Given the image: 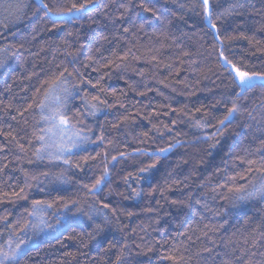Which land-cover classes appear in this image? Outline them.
I'll return each mask as SVG.
<instances>
[{
    "label": "trees",
    "instance_id": "obj_1",
    "mask_svg": "<svg viewBox=\"0 0 264 264\" xmlns=\"http://www.w3.org/2000/svg\"><path fill=\"white\" fill-rule=\"evenodd\" d=\"M10 2L15 4L16 0ZM23 2L30 7L19 20L0 9V47L8 46L13 53L0 68V127L12 130L27 149L20 152L13 141L0 152V158L7 157V161L0 162L8 163L0 180L23 186L21 169L38 177L31 181L27 201L0 204V216L8 217L7 221L0 220V233L5 237V228L15 238L32 237L31 245L18 257L19 264H114L124 244L128 246L126 264H173L164 259L169 255L183 256L181 264H223L224 260L246 264L250 259L252 264H264V200L258 196L239 199L264 182V173L257 170L258 164L249 171L243 161L236 159L244 156V149L252 154L247 158H260L254 150L264 141V89L258 87L239 101L255 120L245 113L223 136L209 141L197 139L205 134L211 136L216 128H196L194 121L204 117V111L196 109L204 105L207 118L215 125L226 114L224 104L217 101L231 97L229 82L219 66V44L198 15V0H144L149 7L169 16L172 23L166 27L140 7V0H131V5L129 0H103L99 10H90L55 29L50 21L40 20L43 12L34 8V0ZM45 2L70 7L83 0ZM231 2L217 0L216 11ZM104 4L108 7L104 8ZM194 4L197 6L193 10ZM125 7L128 13L121 22ZM217 23L222 25L221 39L243 32L264 42V31L258 30L264 25V3L247 0L238 15ZM139 24L144 28L134 26ZM124 27L130 31L124 33ZM101 35L108 40L101 41ZM225 47L229 58L264 72V51L260 50L264 43L234 40L226 41ZM96 48L100 51L95 52ZM89 49L95 56L92 62L87 61ZM129 49L126 60L116 61L120 67H101L107 62L105 58L112 59L113 50L123 56ZM64 68L68 72L79 69L82 74L81 78H69L80 91L69 99L66 114L75 128H91L94 141L85 147L87 151L75 150L67 165L36 159L34 153L40 142L33 132L46 124L39 120L38 109L23 115L16 111L30 103L34 95L42 99L41 82ZM87 80L92 84L99 80L103 92L100 86L88 85ZM38 88L41 91L37 94ZM113 90L115 96L110 95ZM85 94L89 98L99 95L106 101L94 116L84 111L80 97ZM7 104L13 107L5 110ZM125 116L127 120L122 119ZM101 132L102 142L97 140ZM216 140L219 143L211 147ZM0 143L8 141L0 136ZM169 144L175 147L159 158L135 152L140 149L152 153ZM120 153L126 155L121 158ZM113 156L117 160L113 161ZM84 157L92 158L85 161ZM77 163L80 168L75 166ZM153 164L149 184L141 179L140 169ZM105 167L109 169L110 183L100 191L85 189L83 185L90 189ZM45 172L49 173L47 177L42 175ZM59 175L67 183L55 180ZM133 190L141 195L133 196ZM58 197L79 200L84 212L100 210L110 223L97 233L92 220L71 205L62 207ZM33 199L56 201L46 209L45 217L53 228L38 232L29 226L21 232L31 219L25 210H31ZM105 204L109 207L105 208ZM94 219L101 223L103 217ZM109 241L116 246L110 247Z\"/></svg>",
    "mask_w": 264,
    "mask_h": 264
},
{
    "label": "snow or ice",
    "instance_id": "obj_2",
    "mask_svg": "<svg viewBox=\"0 0 264 264\" xmlns=\"http://www.w3.org/2000/svg\"><path fill=\"white\" fill-rule=\"evenodd\" d=\"M103 0H83L81 3L73 2L70 7H66L62 4L52 3L51 6L45 0H34V8L36 10H40L43 12V15L40 17L41 21L48 22L50 21L52 24V28L55 29L59 26L60 23H67L73 18L79 19L84 15H87L90 10H99L101 8V4ZM247 0H232V2L228 5L227 8L222 9L221 11H216L217 0H198V5L201 8V12L198 15L202 16L203 22L207 29L211 31L213 37L215 38L216 42L219 44V48L217 51V57L219 61V66L223 70V75H225L226 79L229 82V88L231 89V97L229 100H218L217 103H223L226 114L223 115L222 118L216 121L215 125L211 124V121L207 118L209 113L207 112L204 105H201L200 108H197V112L204 111V117L200 120L194 121V126L198 129H206L210 126H214L216 131H214L211 136L205 134L203 137H198V140H213L218 136H223L225 130L234 123V121L243 116L245 113L253 120L255 117L252 115V112L248 111L239 101L243 99H247L248 95L252 93L256 88L264 89V72H257L251 70L246 63L242 60L237 61L234 58H229V55H226V41H234V40H247L250 44L255 43L256 45H260L264 43L260 40L255 39V35L248 36L243 32H240L238 35H226L224 39H221V27L222 25L218 26V21H222L226 17H232L238 15L240 10L246 7ZM264 3V0H262ZM129 4L131 5V0H129ZM197 5H193V10ZM30 7L29 4L23 2V0H16V3L13 4L10 0H0V9H3L4 12L8 14H14L16 20L21 19L25 15V9ZM108 5L104 4V8H107ZM140 7L143 8L144 11L151 13L153 17H157L162 24V27H166L172 20L169 16L162 15L158 9L153 7H149L144 0H140ZM181 9L185 8V5H180ZM128 8H124V12L121 13L120 20L123 22L124 16L127 15ZM107 15V13H105ZM172 15H175L173 13ZM115 19V18H113ZM183 19V16L180 17ZM147 23V21H145ZM139 29L144 28V24L134 25ZM259 31H264V25H261L258 29ZM130 29L128 27L123 28V32L127 33ZM101 41H107L108 37L101 35L99 38ZM123 39V37H120ZM67 43V41H66ZM22 47V45H21ZM264 51V48L260 49ZM95 52H99L100 49L96 48ZM90 54L87 57L88 62H92L95 60V56L91 54L93 52L92 49H89ZM131 49L126 51L123 56L117 55L115 50L112 52V59H107V62L102 64V68H108L109 66L113 67H120V64L116 63L117 60L123 62L127 59L128 55L130 54ZM13 53L9 50L8 46L0 47V68H3L5 63L11 58ZM71 55V53H70ZM182 55L188 56L189 53L183 52ZM134 59H139V57H133ZM153 60L156 59L155 56L152 57ZM98 63V61H97ZM99 71V69H97ZM76 76L77 78H81L82 74L79 72V69H74L73 72H68L67 68H64L62 71H59L58 74L54 73L52 77L49 79L41 82V88L44 89V96L42 99H36V96H33V99L30 103L26 106L21 108H17L16 111L19 115H23L24 112H27L30 109H38L39 110V120L45 122L47 125L50 121L55 120L56 125L60 127L63 131H68L69 129H74L72 131V135L69 137L68 143L66 145L58 146V151L53 153L49 151L50 145L46 140V134L50 133L52 129L50 127L45 128H36L33 132L34 138L40 142V147L36 149L34 155L37 160H44L47 159L50 162L55 161H62L63 164H69L70 158L74 155L73 150L79 151H87L86 148L83 146L88 143H94L91 140L92 130L91 128H87L86 130L75 129L74 125L71 123V120L67 116L68 111V103L70 98H75L79 95V88L77 85H72L69 82V78ZM81 83H85L83 79H80ZM86 83L93 88L100 86V91L103 92V87L100 85V81L98 80L96 84H92L91 80H87ZM41 88L36 90L38 94L41 91ZM55 88L59 89V92L53 97L52 92ZM134 90V89H133ZM110 95L115 96L116 92L113 90ZM140 95H145V93H140ZM54 99L56 101V107L53 108L49 104V101ZM80 99L83 102L84 111L91 116H94L97 111H99L100 104H106V101L100 100L99 95L96 96H89L85 94L81 96ZM230 103V107L228 104ZM12 104L5 105V110L12 108ZM109 107H111L109 105ZM123 107V105H121ZM79 114V113H78ZM15 119V117H13ZM123 120H127L128 117L125 116L122 118ZM39 123V121L37 122ZM259 123V122H258ZM102 127V126H101ZM250 127V126H249ZM10 128V126H9ZM39 133V134H37ZM145 135H147L145 133ZM0 136H3L8 143H0V152L7 150L8 144L12 143L13 141L16 142V146L20 152H26L23 144H20L16 140V136L13 134L12 130L5 131L3 127H0ZM97 140L101 142L104 140L103 133L97 136ZM31 143V141H29ZM110 143V142H109ZM219 143V140H216V143L212 144L211 147L215 148L216 144ZM175 147L173 144H169L167 148H161L157 151L152 153H148L146 151L136 149L135 152L141 155H152L159 158V156L170 152L172 148ZM254 154L258 155L260 158L259 160L256 159H249L250 154L247 149H244V156H236L237 160L243 161L247 166L248 170H252L253 165H259L257 168L258 171L264 173V141H261L260 145L254 150ZM121 158H123L126 154L120 153ZM131 155V153L127 154ZM18 158V157H17ZM92 157H84V160L87 161ZM3 161H7V157L0 158ZM112 160H117L116 156L112 157ZM31 163V161H29ZM77 168H80V164L77 163L75 165ZM8 167L7 162H0V174L4 172V170ZM155 167V165H149L148 167H143L140 169L141 179H143L146 183L151 184L152 177L149 175V171L151 168ZM24 173V184L20 186L18 184H8L6 181L0 180V204L9 202V203H17L19 201H27L28 200V189L32 188L31 181H37L38 177L30 175L24 169H21ZM44 176H48L49 173L45 172L42 173ZM234 179V178H233ZM55 180L60 181L62 183H67V180L64 178L63 175L55 176ZM127 178L125 179V183H127ZM107 183H110V173L107 167L104 168L103 174L100 175L95 179V182L89 186L84 184L83 187L89 191H100L102 190L103 186ZM43 191V189H41ZM229 191H232L229 188ZM236 191H241V189H236ZM133 196H140L141 192H137L133 190ZM258 196L260 199L264 200V182H261L258 186H254L251 192H247L239 197V199L244 200L251 197ZM59 201L62 204V207L69 208L71 205L73 208L76 209L77 212L83 213L89 220H92L94 223V228L97 233L104 231V228L108 226L110 223L109 218L106 214L101 212L98 209H92L89 212H84L83 207L79 200H71L65 201L63 197H58ZM56 201L49 202L48 200H40V199H33L31 201V210H25L28 216L31 218L29 221L25 222L24 227L21 229V232L24 229L31 226L34 230L38 232H43L45 229L53 228V225L47 223L46 217V209L51 208ZM173 203H176L175 201ZM183 203V202H181ZM197 204L200 203L199 200L196 201ZM105 208L109 207L107 204L104 205ZM113 212L116 209H112ZM102 216L103 219L101 223H95L94 217ZM7 215L0 216V220L7 221ZM18 223V222H17ZM59 223V221H57ZM207 227V225L205 226ZM9 250L5 251L2 247H0V264H19L18 257L21 255L22 252V245L27 243L26 240L20 239L18 243L15 244V247H12V240H9ZM110 247H115V244H112L111 241L108 242ZM247 243V241H245ZM253 245L257 242L254 240ZM127 244L121 245L119 254L116 256V260L114 264H126L125 258V248H127ZM210 251V250H207ZM254 255V254H253ZM264 255V254H262ZM164 259L170 260L173 264H181L183 261V256H176V255H169ZM223 264H231V261L224 260ZM246 264H252L251 259L246 262Z\"/></svg>",
    "mask_w": 264,
    "mask_h": 264
},
{
    "label": "rangeland",
    "instance_id": "obj_3",
    "mask_svg": "<svg viewBox=\"0 0 264 264\" xmlns=\"http://www.w3.org/2000/svg\"><path fill=\"white\" fill-rule=\"evenodd\" d=\"M59 92L58 88H55L52 92L53 97ZM49 104L51 105V107L55 108L56 105V101L54 99L49 101ZM46 127H50L52 129V131L50 133L46 134V140L48 142V144L50 145L49 147V151L56 153L58 151V146L60 145H66L68 143L69 137L72 135V131L74 129H69L68 131H63L60 127H58L56 125V121H50ZM77 129V128H75ZM91 143H88L86 145H84L83 147H87L88 145H90ZM75 151V150H73ZM5 232H6V236L4 237V235L2 233H0V247H2L5 251L9 250V240H12V247H15V244L18 243L20 240V238H15L11 233H9V231L7 232V230L4 228ZM27 241V243L25 245H22V252L27 249L32 242V237H25ZM18 239V240H17ZM23 239V237L21 238ZM21 252V253H22Z\"/></svg>",
    "mask_w": 264,
    "mask_h": 264
}]
</instances>
